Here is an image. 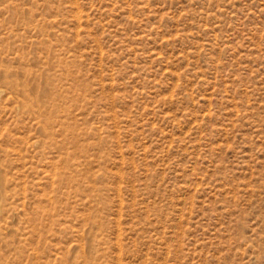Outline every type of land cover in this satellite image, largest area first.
<instances>
[{"label":"rangeland","instance_id":"obj_1","mask_svg":"<svg viewBox=\"0 0 264 264\" xmlns=\"http://www.w3.org/2000/svg\"><path fill=\"white\" fill-rule=\"evenodd\" d=\"M0 264H264V0H0Z\"/></svg>","mask_w":264,"mask_h":264}]
</instances>
